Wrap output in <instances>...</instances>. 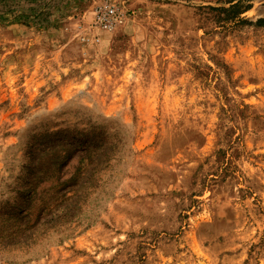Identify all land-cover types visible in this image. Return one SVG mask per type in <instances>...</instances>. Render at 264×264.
<instances>
[{"label":"rangeland","instance_id":"obj_1","mask_svg":"<svg viewBox=\"0 0 264 264\" xmlns=\"http://www.w3.org/2000/svg\"><path fill=\"white\" fill-rule=\"evenodd\" d=\"M258 20L264 0H0V264H264Z\"/></svg>","mask_w":264,"mask_h":264},{"label":"built area","instance_id":"obj_2","mask_svg":"<svg viewBox=\"0 0 264 264\" xmlns=\"http://www.w3.org/2000/svg\"><path fill=\"white\" fill-rule=\"evenodd\" d=\"M124 20V13L112 5L99 6L94 11L93 24L105 32L115 30Z\"/></svg>","mask_w":264,"mask_h":264},{"label":"trees","instance_id":"obj_3","mask_svg":"<svg viewBox=\"0 0 264 264\" xmlns=\"http://www.w3.org/2000/svg\"><path fill=\"white\" fill-rule=\"evenodd\" d=\"M234 8H235V6H234ZM249 7L247 6L245 9H248ZM259 23H264V20H258L257 21V24H259Z\"/></svg>","mask_w":264,"mask_h":264}]
</instances>
